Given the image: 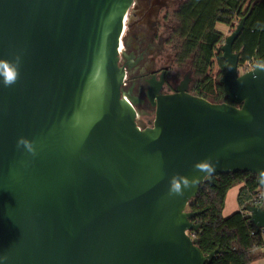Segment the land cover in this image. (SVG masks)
<instances>
[{
    "label": "water",
    "instance_id": "water-1",
    "mask_svg": "<svg viewBox=\"0 0 264 264\" xmlns=\"http://www.w3.org/2000/svg\"><path fill=\"white\" fill-rule=\"evenodd\" d=\"M135 2L0 0V59L19 57L17 82L0 78V264H208L219 250L200 251L187 210L201 184L244 172L264 195V72L242 73L233 51L249 13L220 48L232 105L187 81L164 95L161 75L147 126L120 65ZM205 160L210 176L193 168ZM175 175L200 179L169 196ZM244 210L264 229V203Z\"/></svg>",
    "mask_w": 264,
    "mask_h": 264
},
{
    "label": "trees",
    "instance_id": "trees-1",
    "mask_svg": "<svg viewBox=\"0 0 264 264\" xmlns=\"http://www.w3.org/2000/svg\"><path fill=\"white\" fill-rule=\"evenodd\" d=\"M248 13L244 29L233 45L242 73L254 66L255 57L264 61V0H184L179 4L174 14V34L180 40L177 62L191 59L194 79L190 94L214 104L232 105L219 83L225 72L220 51L224 34L216 26L233 28ZM215 63L216 77L212 76ZM239 185L242 187L237 203L241 209L259 188L256 176L244 172L219 175L202 183L197 196L187 205L188 211L197 214L192 221L200 229L191 234L200 251L208 255L219 250L208 264H251L264 257L262 235L251 234L252 224L240 210L229 217L222 216L227 193Z\"/></svg>",
    "mask_w": 264,
    "mask_h": 264
},
{
    "label": "flooded vegetation",
    "instance_id": "flooded-vegetation-1",
    "mask_svg": "<svg viewBox=\"0 0 264 264\" xmlns=\"http://www.w3.org/2000/svg\"><path fill=\"white\" fill-rule=\"evenodd\" d=\"M169 1L136 0L124 30L125 48L120 51L124 52L123 57L120 56V65L126 70L123 89L136 102L134 109L147 115L138 118L142 122L154 114L147 94L152 85L160 81L161 75L164 83L160 93L164 95L173 94L185 81L190 93L193 83L191 69L181 79L178 76L179 67L182 69L185 64L177 62L179 50L176 49L180 47V40L174 34L173 26L168 24L170 17L167 14L175 1ZM174 67L177 73L171 71Z\"/></svg>",
    "mask_w": 264,
    "mask_h": 264
},
{
    "label": "clouds",
    "instance_id": "clouds-1",
    "mask_svg": "<svg viewBox=\"0 0 264 264\" xmlns=\"http://www.w3.org/2000/svg\"><path fill=\"white\" fill-rule=\"evenodd\" d=\"M254 68L260 72H264V61H257ZM0 78L4 86L9 87L15 84L19 78V57L13 60L0 59ZM23 145L30 153L34 152L32 144L25 138L21 137L17 140V147ZM196 172L205 176H210L215 171V166L210 160L196 162L193 165ZM199 176H193L191 179L179 175H175L169 180L168 194L169 196H182L186 189L195 187L199 182Z\"/></svg>",
    "mask_w": 264,
    "mask_h": 264
},
{
    "label": "rangeland",
    "instance_id": "rangeland-1",
    "mask_svg": "<svg viewBox=\"0 0 264 264\" xmlns=\"http://www.w3.org/2000/svg\"><path fill=\"white\" fill-rule=\"evenodd\" d=\"M174 1H175V4H173V5H171V6L169 7V10L167 11V14H168L169 17H170V23H168V24H169V25H172V26H173V29L175 30V27L177 26V21H176V19H175V17H174V14H175V12H176V10H177L179 4H180L181 2H183L184 0H174ZM126 25H127V23H126ZM235 25H237V23H236ZM235 25L233 26V28H229V29H230L229 32L226 31L227 28H226L224 25H222V24H218V25L216 26V29H217L218 31H220V32H223V31L225 30L224 32L228 33V35H229L230 32H232V31L234 30ZM125 32H126V31H125ZM224 37H225V36H224ZM123 38H126V33H124ZM176 50H179V49H176ZM190 62H191V59H188V60H186V62L184 63L185 66H184L182 69H180L181 67H179V71H178L179 73H178V76L180 77V79H181V77L183 76V74H184L185 72H187V70L191 69ZM171 71L177 73V68L174 67ZM240 71H241V70H240ZM217 73H218V68H217V65H216V63H215V66H214V68H213V72H212V76L216 77ZM192 78L194 79L193 73H192ZM153 119H154V114H153V116H151V117H150L146 122H144V123H148V124L152 125ZM151 121H152V122H151ZM232 199H233V201H232ZM232 202H234L233 204H236L234 198L229 197V198H228V201H227L226 209H224L223 212H222V216L226 217V215H231L232 213H234L235 210H231L230 212L227 211L228 208H229V206H230V204H232Z\"/></svg>",
    "mask_w": 264,
    "mask_h": 264
},
{
    "label": "built area",
    "instance_id": "built-area-1",
    "mask_svg": "<svg viewBox=\"0 0 264 264\" xmlns=\"http://www.w3.org/2000/svg\"><path fill=\"white\" fill-rule=\"evenodd\" d=\"M240 70H241V69H240ZM123 83H125V79H124ZM123 98L127 101V99H126L125 97H123ZM136 118H138V117H136ZM263 203H264V195H263L262 190H261L260 188H258V189L254 192V195H253L252 200L249 201V202H247V203L244 205V207H245L246 205H251V206H253V207H261V206L263 205ZM244 207H242V208L240 209V212L242 213V215H243L245 218H248V219H249V222L251 223V220H250V217H249V213L246 212V211L244 210ZM251 224H252V223H251ZM191 233H192V232H191ZM191 233H190V237H191L192 239H194L195 236H194L193 234H191ZM255 233H260V234L262 235V237H263V240H264V229H260L258 232H255L254 229H253V225H252V232H251V234H255ZM261 251L264 252V244H263V246H262V248H261Z\"/></svg>",
    "mask_w": 264,
    "mask_h": 264
},
{
    "label": "crops",
    "instance_id": "crops-1",
    "mask_svg": "<svg viewBox=\"0 0 264 264\" xmlns=\"http://www.w3.org/2000/svg\"><path fill=\"white\" fill-rule=\"evenodd\" d=\"M227 28V27H226ZM229 28H227L226 29V31L227 32H229ZM225 31V30H224ZM223 31V34H224V36L226 37L227 35H228V33H226V32H224ZM242 186L241 185H239V186H236V187H234V188H232L228 193H227V195H226V199H225V205H224V209H226V205H227V201H228V198L229 197H232V198H234V200H235V202H236V204H233L234 202H232V204H230V206H229V208H228V212H230L231 210H235L234 211V213L235 212H237V211H239L240 210V207L238 206V203H237V195H238V192H239V190H240V188H241ZM232 201H233V199H232ZM223 209V210H224ZM233 214V213H232ZM231 214V215H232ZM230 215H226V217H229ZM224 217V216H223ZM225 217V218H226ZM251 264H264V257H262V258H260V259H258L257 261H254V262H252Z\"/></svg>",
    "mask_w": 264,
    "mask_h": 264
},
{
    "label": "bare ground",
    "instance_id": "bare-ground-1",
    "mask_svg": "<svg viewBox=\"0 0 264 264\" xmlns=\"http://www.w3.org/2000/svg\"><path fill=\"white\" fill-rule=\"evenodd\" d=\"M125 28H126V21H124V30H125ZM123 34H124V33H123ZM122 49H123V46H122V44H120L119 52H120ZM120 53H122V52H120Z\"/></svg>",
    "mask_w": 264,
    "mask_h": 264
}]
</instances>
